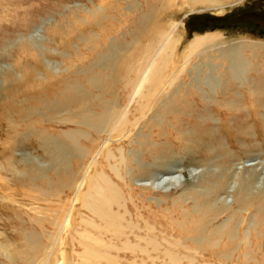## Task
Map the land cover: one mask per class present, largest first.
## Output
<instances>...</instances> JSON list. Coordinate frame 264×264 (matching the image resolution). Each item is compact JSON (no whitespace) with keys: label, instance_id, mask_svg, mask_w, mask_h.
Instances as JSON below:
<instances>
[{"label":"rangeland","instance_id":"374dc122","mask_svg":"<svg viewBox=\"0 0 264 264\" xmlns=\"http://www.w3.org/2000/svg\"><path fill=\"white\" fill-rule=\"evenodd\" d=\"M85 170L148 219L236 215L219 256L108 264H264V0H0V264H85Z\"/></svg>","mask_w":264,"mask_h":264},{"label":"bare ground","instance_id":"6f19581e","mask_svg":"<svg viewBox=\"0 0 264 264\" xmlns=\"http://www.w3.org/2000/svg\"><path fill=\"white\" fill-rule=\"evenodd\" d=\"M185 1L190 5L216 7L223 6L233 0ZM162 35L154 51L156 55L149 59V68L154 71H160L165 66L167 55L172 50L174 42L172 32L168 31ZM214 37V34L194 36L188 42L185 51H193L205 43H210ZM161 54L166 57L157 62V56ZM231 57L228 55L225 58L231 59ZM144 77H146V69L139 79L142 81ZM103 147L105 146L101 148ZM149 156L152 160L153 155L149 154ZM93 164L95 163L93 162ZM135 183L130 180L127 185L130 192L126 197H123L102 175L101 178L99 175L96 178L95 175L92 176L89 171H86L78 191L79 205L85 212H78L79 224L82 225V228L80 232H77L78 244L82 249L80 256L85 260V264H108L120 257L137 256H156V258H168L175 261L205 256L213 258L219 256L218 250L215 251V249L221 245L224 239H235L233 230L229 227L233 225L232 228H234L237 225L236 215L230 214L225 217L224 214V218H221L223 212H219L220 209H214L215 207L212 208L200 201L193 202L192 214L189 210L190 212H183L179 217L175 215L174 209L173 212L163 209L157 216L150 207L148 213L151 216L148 219L145 214H142L143 209L139 207L141 203H144L140 199L153 202L157 207L160 200L137 194V189L131 188V186H135ZM143 185H147V183ZM139 190L142 191L141 188ZM172 207L174 206L172 205Z\"/></svg>","mask_w":264,"mask_h":264}]
</instances>
